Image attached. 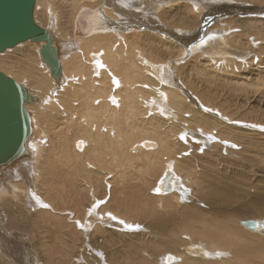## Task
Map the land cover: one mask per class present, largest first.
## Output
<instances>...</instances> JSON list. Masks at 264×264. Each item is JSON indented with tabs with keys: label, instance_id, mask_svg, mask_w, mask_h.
<instances>
[{
	"label": "bare ground",
	"instance_id": "bare-ground-1",
	"mask_svg": "<svg viewBox=\"0 0 264 264\" xmlns=\"http://www.w3.org/2000/svg\"><path fill=\"white\" fill-rule=\"evenodd\" d=\"M58 1L61 6L57 5L55 0H37L35 8L36 21L41 23L38 21L39 11L43 7L45 18L41 25L52 32L60 47L62 73L58 80L52 76L51 67L41 59L39 51L44 41L28 39L0 52V69L16 80L24 82L21 83L36 97L35 100L26 102L33 125L32 135L27 140L31 152L23 161L5 169L7 174L10 171L7 179L9 186L11 185L12 190L18 194L23 192L28 204L32 202L30 199L34 200L31 194L39 199L40 207H43L42 203L49 204L43 212L50 213L51 218L54 215L51 214L50 208L60 212L52 200L55 199L51 196L53 188L47 182L46 185L43 184L45 187L42 186L46 197L36 196L39 193L32 192L29 184L28 177L32 178L31 168L34 170L37 168L39 177L42 173L44 176L49 173L55 177L64 167L66 173L69 172L75 177L74 182L85 187L82 189L84 193L91 194L94 199L100 190L104 189L105 193L109 191L110 184L112 193L113 187L120 189L119 186L125 183L137 184L146 181L147 174H152L154 170V184L157 183L159 190L157 206L168 205L167 196L181 203L180 185H186L187 182L190 186V183L197 184L198 181L197 174H194L196 164L189 163L196 161V158H190L191 156L184 158L188 150L193 149L194 143H190L189 138L200 143L202 141L198 133L208 136L212 135L214 128H218L216 135L219 139L216 138L218 141L214 142L220 143V139H226V134L223 132L224 126H221L225 121L197 110L198 107L209 109L210 106L199 97L197 106L181 87L182 84L179 85L177 80L172 81V77L177 76L173 73V68L175 71L177 69L179 74V70L189 63L191 69L185 78L186 83L192 84L194 70L197 75L211 73L217 69L215 61L229 59L228 48L234 45L233 41H240L238 34L230 32L229 29H225L226 33L222 34L217 32L216 27L206 30L207 24L202 25L203 27L198 30H191L192 37L199 40L192 39L191 46L186 50L174 31L160 25L161 23L157 27H148L155 24L124 18L122 12L127 10L125 7L129 5V0ZM134 1L138 2V5L141 2ZM209 1L170 0L166 5L157 3V8L164 9L163 18L166 17L170 25L185 23L195 25L201 23V19H194L193 15L200 17L205 7L210 6ZM175 3L182 4L185 8L179 11L178 8L181 7L173 8ZM62 5L69 9L68 12H65L66 9L62 11L64 13L58 12ZM170 8L179 12L171 13L174 10ZM62 14H65L63 23L60 20ZM176 15L177 19H174ZM187 17L189 19H186ZM78 28H82L84 32L79 34ZM201 40L205 43L200 44ZM188 43L186 45H189ZM16 48L20 49V52L17 55L11 54ZM186 53L190 57L184 61L182 59ZM165 54H176L178 57L173 59V64L167 66L165 61L160 60ZM191 60L193 61L190 62ZM240 60L237 57L230 58L226 63V71L233 70L228 68V64L231 66L236 64L237 67L244 64ZM260 73L261 71L256 74ZM226 76L232 78L228 74ZM113 78L119 83H113ZM248 79L247 75L240 73L237 81L244 84L249 82ZM213 108L221 111L217 107ZM220 116L233 121L224 113ZM234 127L239 129L243 127L229 124L226 130L236 136L238 130ZM204 131L206 133H203ZM47 132L51 135L52 141L49 150L40 143L43 134ZM182 134L185 136L184 139H181ZM42 153L43 158L40 157ZM133 174L136 175L135 178L132 177ZM5 184L7 183L0 180L1 195L6 193V190H3ZM123 187L122 189H125V186ZM83 191L81 188L80 192L77 190L82 196ZM77 195L80 197L78 193ZM115 199L117 207L123 211L118 208L96 209L98 204L92 201L94 203L86 208L84 216L79 219V226L85 228L93 226L96 229L104 227V222H108L112 227H121L118 220L123 226H129L131 221H134L131 219L129 209L131 202ZM77 203H80V200ZM133 205L136 206V203ZM138 207L140 208V205ZM246 219L258 220V227L251 229L243 225L241 221ZM237 220L241 224L237 228L253 240H256L255 235H260L264 230L263 216H248ZM226 230L224 228L205 230L204 234L201 233L202 241L199 243L197 241L200 239H197V245L191 236L194 233L184 232V237L192 239L190 243L180 244L182 251L173 250L161 254L162 264H180L181 258L185 260L183 264H221L225 260L223 255L217 254L218 250L221 249L220 253L230 245L237 248L233 257L238 264V261H248L244 259L250 255L249 247H254L257 251L264 250L263 246L255 243H250L249 246L247 243L245 246L237 245L241 244L235 241L238 238ZM209 250L215 255H211Z\"/></svg>",
	"mask_w": 264,
	"mask_h": 264
},
{
	"label": "rangeland",
	"instance_id": "rangeland-1",
	"mask_svg": "<svg viewBox=\"0 0 264 264\" xmlns=\"http://www.w3.org/2000/svg\"><path fill=\"white\" fill-rule=\"evenodd\" d=\"M55 1H57V5L60 3L58 0ZM140 1L138 5V2L129 0V5L123 6L127 10L132 9L128 10L131 13L127 10L122 12L124 18H132L145 24H155L148 27H157L161 23L160 25L174 31L175 36L181 39L186 50L191 46L192 39L199 40V38L192 37L191 30H198L206 24V30L216 27L217 32L222 34L226 33L225 29L238 34L240 41H233L234 45L228 48L229 59L215 61L217 69L211 73L197 75L194 70L192 84L186 83L185 78L191 69L189 63L179 70V74L178 70L175 71L173 68V73L177 76L176 78L172 77V81L177 80L179 85L182 84L181 87L197 106H199L198 97L210 106L209 109L198 107L197 110L227 122L221 125L224 126L223 132L226 134V139H220V143L214 142L218 141L216 138L219 139L216 135L218 128H214L212 132L214 138L211 134H208L211 136L208 138L207 135L198 133V137L202 141L200 143L189 138V142L194 145L184 158L190 156V158H196V161H189V163L196 164L194 174H197V184L190 183L189 186L186 182V185H180L182 187L180 189L181 203H177L174 198L167 196L168 205L166 206H157L156 204L159 197L157 183L154 184V170L152 174H147L146 181L137 184L125 183L120 185L121 187L119 186L120 189L113 187L112 193L110 184L109 191L105 193L102 189L96 194V200L91 194L84 193L82 189L85 187L74 182L75 177L71 176L69 172V174L66 173L64 167L58 176L54 175L55 177L49 173H46L45 176L42 173L39 177L37 168L36 170L31 168L30 176L32 178L28 177L29 184L32 187V192L39 193L36 196L46 197L43 187L47 182L53 188L54 192L51 196L55 199L52 200L60 212L49 207L52 210L51 214L54 215L50 218V213L43 212L46 208L40 207L41 203L35 195L31 194L34 200L30 199L32 202L28 204L23 192L18 194L12 190V186H9L7 180L10 171L7 174L5 169L8 167H6L4 175L0 177V180L7 183L3 185L6 186L3 189L6 190V193L0 194V264H160V257L165 252L182 251L180 244H185L183 242L188 244L192 239L195 242L200 239L197 241L200 243L202 241L201 233L204 234L205 230H213V228L216 230L229 229L226 231L233 233L238 238L235 241L241 243L237 245L247 243L249 246L250 243H255L263 246L264 249V230L260 235H255L256 240H253L237 228L241 225L237 220L239 218L264 217V0H210L209 4L207 3L210 6L205 7L200 17L193 15L194 19H201V23L195 25H193L194 23L170 25L168 19L163 18L164 9L157 8V3L166 5L170 0H151L153 4L150 0ZM173 6L175 9L178 6L181 7L178 8L179 11L185 8L179 3H175ZM65 9L67 10L65 12H68L69 9L62 5L58 12ZM170 9L174 10L171 13L179 12ZM44 12L42 7L38 20L41 23L44 22ZM114 12L116 11L114 10ZM171 13L168 15H172ZM62 15H60L62 18L60 20L63 23L65 14ZM108 15L111 17L109 13ZM41 19L42 21H40ZM174 19H177V15L174 16ZM187 43L189 45H186ZM208 49L210 48L208 47ZM18 52L20 49L16 48L12 50L11 54L17 55ZM176 57H178L176 54H165L164 57L161 56L160 60L165 61V64L169 66L173 64V59ZM184 57L182 60L185 61L190 56L186 53ZM234 57H237L238 60L241 59L240 61L244 64L239 67L236 64L233 66L228 64V68L233 70L226 71V63ZM221 60L225 62H221ZM185 67L189 69L185 70ZM259 71L261 73L257 75L256 73ZM240 73L247 75L249 82L238 83L237 78ZM226 74L232 78L230 79ZM213 107H217L221 111ZM222 113L233 121L220 116ZM229 124L241 125L243 128L234 127L238 130V134L234 136L233 133L226 130ZM50 136L47 132L42 136L43 141L40 139V143H43L41 146L47 150L50 149L52 142ZM46 149L43 150L47 152ZM42 154L41 158L45 153ZM38 169L41 168L38 167ZM132 177L135 178L136 175L133 174ZM20 179L19 177L18 180ZM123 186L126 190L122 189ZM1 188L0 186V192ZM80 188L84 197L79 193ZM78 189L79 192H77ZM113 191L115 192L113 193ZM76 197L79 198L80 203H77L79 200L77 201ZM115 198L125 200L127 203L131 202L129 209L131 210V219L134 220L129 225L132 226L131 228L123 226L120 220L117 222L121 227H112L108 222H104V227L96 229L93 226L89 228L79 226V219L84 216L91 203L98 204L96 209L115 210L118 208ZM113 199L115 200L112 201ZM134 203L136 206L140 205V208L138 206L136 208ZM43 205L45 204L42 203ZM79 205L80 207H78ZM118 209L123 211L121 208ZM191 214L193 216H190ZM184 232L194 233L191 235L192 239L184 237ZM197 242L194 244L197 245ZM254 249L256 248L249 247L250 255L248 254V258L246 256L244 259H248V261H238V264H264V250ZM224 250L222 251L224 253L220 252L221 255L219 253L221 249L217 253L219 256L223 255L225 260L221 264H234L233 256L237 248L230 245ZM209 253L215 255L212 250H209ZM184 261V258H181L180 264H183Z\"/></svg>",
	"mask_w": 264,
	"mask_h": 264
},
{
	"label": "water",
	"instance_id": "water-1",
	"mask_svg": "<svg viewBox=\"0 0 264 264\" xmlns=\"http://www.w3.org/2000/svg\"><path fill=\"white\" fill-rule=\"evenodd\" d=\"M36 3L37 0H0V52L28 39L44 41L39 51L41 59L58 80L62 73L60 47L52 32L36 21ZM78 29L79 34L84 32ZM35 99L24 84L0 69V177L6 167L15 166L31 152L27 140L33 125L26 102ZM241 223L251 229L259 225L256 219Z\"/></svg>",
	"mask_w": 264,
	"mask_h": 264
},
{
	"label": "snow or ice",
	"instance_id": "snow-or-ice-1",
	"mask_svg": "<svg viewBox=\"0 0 264 264\" xmlns=\"http://www.w3.org/2000/svg\"><path fill=\"white\" fill-rule=\"evenodd\" d=\"M204 43H205V41L201 40V44H204ZM100 66L103 67L102 64ZM113 83L118 84L119 82L115 78H113ZM113 103H115V99H113ZM184 138H185V136L182 134L181 139H184ZM233 147H235V145H233ZM157 191H159V190H157ZM43 207H48V205L45 204V205H43ZM112 218L115 219V217H112ZM129 227L131 228L132 226H129Z\"/></svg>",
	"mask_w": 264,
	"mask_h": 264
}]
</instances>
